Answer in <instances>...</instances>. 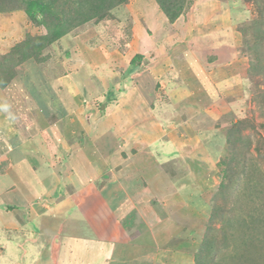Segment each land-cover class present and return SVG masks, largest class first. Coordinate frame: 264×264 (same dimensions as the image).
<instances>
[{
    "label": "crops",
    "instance_id": "1",
    "mask_svg": "<svg viewBox=\"0 0 264 264\" xmlns=\"http://www.w3.org/2000/svg\"><path fill=\"white\" fill-rule=\"evenodd\" d=\"M145 1L131 0L124 6L127 14L124 46L132 48L134 55H141L144 61L148 60L146 55L159 60L148 71L143 70L141 63L131 70L127 66L125 71V74L131 71L132 78H142L129 91L131 97H140L142 103L128 99L125 93L123 99L102 106L97 115L93 102L82 104L74 99L73 93H79L77 84L72 85L73 81L65 84L66 76H54L55 87L64 93L61 106L57 101L39 105L46 115L51 114L47 117L50 124L26 136V140L44 141L45 150L41 145L24 146L19 155L13 156L11 145L0 153V256L8 254V244H14L22 255V264L34 249L39 256L31 264L186 263L178 258L170 262L169 254L173 251L166 246L177 237L167 231L166 222H176L175 228L184 227L182 223L188 215L176 208V202L199 209L203 184L185 180L183 166L191 162L182 157L189 154L185 150L190 141L179 135L178 128L186 125L189 135L204 143L200 151L212 147L226 152L223 134L214 129L215 125H211L212 129L202 127L208 122L202 125L199 116L207 111L204 117L210 119L228 115L227 107L233 104L229 97L238 86L235 78L247 85L250 82L249 59L245 54L235 58L239 64L229 62L237 34L236 13L229 1L189 0L191 7L171 25L155 0ZM103 24L96 27L105 29ZM112 26L118 28L117 21ZM180 26H184L185 32L178 30ZM212 29H216L215 36ZM107 35L100 32L97 38L106 41ZM81 68L79 75L85 71L83 65ZM91 69L95 72L98 68L88 71ZM177 77V89L171 93L176 98L166 104L161 93L166 95V89L171 92L175 85L172 81ZM160 82L162 88L158 86ZM84 92L83 87V95ZM187 104L198 110L195 115L186 121L178 116L175 123H169L166 109L170 105L179 109ZM158 106L162 107L159 114ZM86 114L95 118L84 120ZM162 141L178 149L177 159L165 165L174 170L164 171L165 166L158 162L159 151L154 146ZM166 174L167 185L173 192L170 191L171 197L174 196L173 220L166 214ZM156 175L160 181L155 184ZM181 199L185 202H180ZM145 203L151 206L146 218L138 212ZM66 204H72V209L78 211L80 221L72 217L68 210L71 206ZM143 235H149V243L140 239ZM191 235L190 232L188 237ZM1 238L7 242L2 244Z\"/></svg>",
    "mask_w": 264,
    "mask_h": 264
},
{
    "label": "rangeland",
    "instance_id": "2",
    "mask_svg": "<svg viewBox=\"0 0 264 264\" xmlns=\"http://www.w3.org/2000/svg\"><path fill=\"white\" fill-rule=\"evenodd\" d=\"M263 1L259 0L258 2L255 1L254 3H250L247 0H243V8L241 10L239 8V5H241L240 3L231 2L234 6V13H236L234 23L236 22L235 25L237 26L234 52L228 53L229 56L231 54L234 56L229 60L233 65L239 64L237 63L238 60L235 58L243 57V55L249 51V47L255 42L254 31L250 24L254 20H259L261 18L259 8L263 7L262 11L264 12ZM145 2L147 3V0ZM133 10L134 8L131 9V12H133ZM116 12L114 19L111 20L110 18V21L104 22L103 26L106 27L105 29L100 30L99 27H96L98 25L80 28L69 34L62 41L46 49L42 55V57H44L43 61H27L17 70V75L11 84L5 89H0L1 154L11 148V145L14 147L12 148V150H14L13 156L19 155L20 148L24 146L27 148L36 146L39 148V145H41L45 150L43 146V144L45 145L44 141L41 143V140H37V138H34V140H26V136L31 135V133L37 130L48 127L47 125L50 124V119L47 117L51 114L48 113L47 116L46 112L39 105L47 106L48 103H56L57 101V104L61 106V97L64 93L59 92L57 87H55V75L61 76V78L66 76L63 78L67 80L65 84H70L71 81H73L72 85L77 84L76 87H78L77 90H79V93H73L74 99L76 102L82 104L93 102L97 115L101 113L102 106H107L111 103L109 102L111 100L119 101L123 99L125 93L128 99L138 100L140 102L139 104L142 103L140 97L137 98L136 95L131 97L132 93L129 94L130 89H132L131 85H139L138 82L142 78L136 76L132 78L128 73L125 74L127 66L128 69L131 68L129 66L130 60L136 56L134 55L135 51L132 48L130 49L129 46H125L123 52L114 51L115 49L120 50L119 48H122V41L127 39L126 35H124L127 20V16L125 15L127 14L124 12V8ZM139 13L142 14L141 11H139ZM242 14L244 16L246 15V17L242 18ZM114 20L118 23V28L116 29H113L112 26ZM263 22L264 19H262V23ZM262 28L264 29V25H262ZM242 29H245V34L241 31ZM178 30L185 32L186 29L184 26H180ZM211 31L212 36H215L216 29H212ZM100 32H102L103 35L110 33V35H107L106 41H100L99 38H97ZM27 35L43 36L46 35V30L43 27L32 24L23 12L0 15V54H7L16 44L24 41ZM237 41H240V43L237 44ZM246 42H248V45H246ZM112 47H114V49L109 50ZM112 52L117 55H112ZM261 52L260 58L262 60L263 74L249 78L250 82L248 85L244 81H239V78H235L238 79L236 80L238 86L235 88V91H232V97H229V99L233 101V104L227 107L229 112L228 115L210 119L208 116L204 117L208 115L209 111H207L205 115L202 114L199 116L203 121L201 123L202 125L208 122L202 127H210V129H212L213 127H211V125H215L216 127L214 129L223 134L224 141L225 132L227 133L230 131L229 129L234 128L236 122L241 120L249 121L246 129L243 130L242 136L251 139L253 150L256 145H259L262 154L261 157L259 156L256 158V151H252V154L251 152L248 153L249 158L253 157L254 164L250 162L247 166V171L252 172L250 178L257 184L256 192L252 191L247 194L244 189L246 182L243 180L237 187L238 191L232 193L229 196V200H227L226 211H228V219L231 220L232 225L229 228V232L225 235L226 238L223 232L218 234L221 256L217 258L216 264H264V43ZM248 54L250 55L251 53ZM247 57L249 59V64L255 59L254 56ZM146 58L148 60H141L144 71H148L151 66L153 67V65L159 61L155 59V56L151 55H146ZM161 59H163V56ZM82 65L85 71L79 75L77 72L82 70ZM99 67L101 69H99ZM88 68L98 69H94V72L93 69L88 71ZM174 80L172 84L175 85H172V91L169 92V89H166V95L161 93L162 97L166 99V104L174 102L176 98L172 95L174 94L173 91L177 89L176 84L179 83V78L177 77ZM161 82L158 83L159 88H162ZM90 84L95 86L93 88L90 86L92 89L89 92L90 87L88 88V86ZM83 87L85 91L84 95L82 94ZM110 94L113 95L111 96ZM161 94L159 95L161 96ZM143 95L145 97V94ZM34 101L38 105L35 104ZM65 105H63V107L67 106ZM175 105L178 106V103ZM168 108L169 109H166V114L170 117L169 123L171 124L175 123L179 118L178 116L182 117L185 121L188 119L190 120V118L195 115V110L198 111L194 109L191 104H187L186 106L183 105V107L179 109L172 107V105ZM59 109L58 107L57 110ZM156 109L157 114H159L162 107L158 106ZM140 110L142 111L141 108ZM86 115V118L83 117L84 120L90 117H92V120L95 118L94 115ZM166 126H168V124ZM186 128V125H183V128H178L179 135H182L186 141H190L187 150H185V154H189L186 155L187 157H182V159L189 160L191 164L184 163L183 174L186 181L194 180L197 181L198 184H203L201 193L202 206L199 209H194L192 207L190 208V206L186 207V203H179L178 205V202H176V208H179L181 210L180 212L187 214L188 217L185 219L184 223H182L184 224L182 229L174 227L176 226V222L167 220V231H171L170 235L177 238H174L172 242L166 246V249L173 251L169 254L171 263L175 262L178 258L180 260L185 259V264H194V253L207 233V225L212 214L213 198L219 190V184L222 181V175L219 171L217 161L225 156V152H218L217 148L212 147L209 148V151L206 149L200 151V145L204 148V143L200 140H195L192 134L189 135ZM166 130H168V128H166ZM202 130L204 129L202 128ZM154 148L159 151V154L156 155H158V162L163 164V166L166 165L167 161L177 159L178 149L175 150L169 147L164 141L156 144ZM163 169L164 171H166V169L174 170V167L166 168L165 166ZM146 176L148 177L147 174ZM158 181H160V177H158V175L154 176L153 182L156 184ZM168 182L169 176L166 174V214L171 216L170 220H173L172 215L174 213H172L173 209H171V204L174 202V196L171 197L173 192L167 185ZM170 191L172 193H170ZM179 201L181 202L184 200L181 199ZM66 205L71 206V209L68 210H71L72 217L80 221L81 217L76 209H72V204ZM150 207L149 203L140 205L139 214L146 218L148 216V211H150ZM60 209L63 208L61 207ZM190 217L194 218L190 219ZM198 218H200V220H198ZM215 226L216 229H219L222 225L221 223H217ZM139 227H143L141 221L139 222ZM190 232L192 235L188 237ZM135 238L136 237H133V239ZM148 238L149 235L140 237L141 240L149 243ZM44 241L46 242L47 239L45 238ZM3 242H7L5 238H1V243L3 244ZM45 242L41 240L40 243L44 245L43 243ZM30 247L34 248L33 245ZM42 248H44V246H42ZM34 250L36 251L32 250V252H28L24 259V264H31L35 257L39 256L37 249ZM139 250L142 249L139 248ZM7 252L8 254L0 256V264H22L20 261L22 255L19 253V249L16 245L8 244ZM241 257H243V259H241ZM42 261L43 260H41V262ZM134 261H136V259ZM137 263L138 262H135V264Z\"/></svg>",
    "mask_w": 264,
    "mask_h": 264
},
{
    "label": "trees",
    "instance_id": "3",
    "mask_svg": "<svg viewBox=\"0 0 264 264\" xmlns=\"http://www.w3.org/2000/svg\"><path fill=\"white\" fill-rule=\"evenodd\" d=\"M131 0H0V14L23 12L32 24L43 27L46 35L30 36L24 41L16 44L7 54H0V89H5L11 84L17 75V70L27 61L35 60L41 62L44 51L52 45L62 41L74 31L100 23L108 22L115 18L116 11L124 8ZM240 3V10L243 8V0H226ZM245 1V0H244ZM254 3L259 0H247ZM261 1V0H260ZM263 1V0H262ZM162 13L166 16L169 24L175 23L191 7L189 0H155ZM264 2V1H263ZM260 19L254 20L252 26L255 35V42L249 47L247 56H254L250 62L248 78L263 74L262 60L260 58L262 45L264 43V29L262 19L263 7L259 8ZM120 12V11H119ZM245 34V29L241 30ZM119 48H125L124 41ZM248 45V42H246ZM248 53H251L250 55ZM141 55H136L130 63V67L140 66ZM131 70V69H130ZM131 71H128L130 74ZM57 77V75H55ZM111 95V94H110ZM249 121L241 120L236 122L234 128L225 132L226 152L225 156L218 162V168L222 175L219 190L214 195L212 214L208 222L207 233L200 242L194 253V264H216L217 258L221 256L218 234L226 233L231 227V220L228 219L227 200L237 190L240 182L245 180V192H256L257 184L250 178L252 172L247 171V166L254 162L253 157L249 158V152L256 151V158L261 157L259 145L252 149L253 144L250 138L242 136ZM254 164V163H253ZM221 227L216 229V224ZM229 225V226H228ZM227 229V230H226ZM235 258V257H234ZM233 258V259H234ZM243 259V257H241Z\"/></svg>",
    "mask_w": 264,
    "mask_h": 264
}]
</instances>
